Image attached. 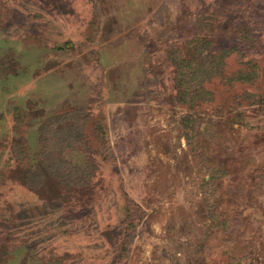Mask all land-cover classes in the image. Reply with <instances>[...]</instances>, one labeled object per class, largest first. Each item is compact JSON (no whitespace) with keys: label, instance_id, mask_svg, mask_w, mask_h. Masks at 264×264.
I'll return each instance as SVG.
<instances>
[{"label":"rangeland","instance_id":"1","mask_svg":"<svg viewBox=\"0 0 264 264\" xmlns=\"http://www.w3.org/2000/svg\"><path fill=\"white\" fill-rule=\"evenodd\" d=\"M0 264H264V0H0Z\"/></svg>","mask_w":264,"mask_h":264},{"label":"trees","instance_id":"2","mask_svg":"<svg viewBox=\"0 0 264 264\" xmlns=\"http://www.w3.org/2000/svg\"><path fill=\"white\" fill-rule=\"evenodd\" d=\"M192 73H193V71H191ZM193 74H195V73H193Z\"/></svg>","mask_w":264,"mask_h":264}]
</instances>
